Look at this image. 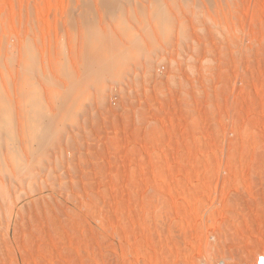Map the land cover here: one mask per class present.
Returning <instances> with one entry per match:
<instances>
[{
    "label": "rangeland",
    "instance_id": "obj_1",
    "mask_svg": "<svg viewBox=\"0 0 264 264\" xmlns=\"http://www.w3.org/2000/svg\"><path fill=\"white\" fill-rule=\"evenodd\" d=\"M260 254L264 0H0V264Z\"/></svg>",
    "mask_w": 264,
    "mask_h": 264
},
{
    "label": "built area",
    "instance_id": "obj_2",
    "mask_svg": "<svg viewBox=\"0 0 264 264\" xmlns=\"http://www.w3.org/2000/svg\"><path fill=\"white\" fill-rule=\"evenodd\" d=\"M248 264H264V254L258 255L254 261H251Z\"/></svg>",
    "mask_w": 264,
    "mask_h": 264
},
{
    "label": "bare ground",
    "instance_id": "obj_3",
    "mask_svg": "<svg viewBox=\"0 0 264 264\" xmlns=\"http://www.w3.org/2000/svg\"><path fill=\"white\" fill-rule=\"evenodd\" d=\"M118 1V0H117ZM120 1V0H119ZM113 4V3H112ZM111 7V6H110ZM121 8V7H120ZM112 9V8H111ZM119 9V8H118ZM115 10V9H114ZM121 10V9H120Z\"/></svg>",
    "mask_w": 264,
    "mask_h": 264
}]
</instances>
